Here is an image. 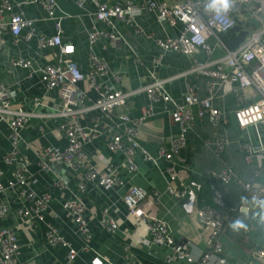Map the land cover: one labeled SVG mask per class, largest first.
Segmentation results:
<instances>
[{
    "label": "crops",
    "instance_id": "crops-1",
    "mask_svg": "<svg viewBox=\"0 0 264 264\" xmlns=\"http://www.w3.org/2000/svg\"><path fill=\"white\" fill-rule=\"evenodd\" d=\"M115 0H110L113 2ZM138 3L140 0H118ZM171 2V0H165ZM13 12H19L23 17L33 20V36L25 40L20 36L15 40L7 27L2 30L3 44L0 47V82L4 90L0 98L10 103L12 108H22L37 115L27 121L19 130L17 155L13 164L4 161V155L12 148L10 129L6 121L0 120V176L5 187L0 191V203L9 208L8 215L0 219L1 226L13 228L18 236L19 247L13 255L14 264H66V249L60 245H51L48 236V224L57 228L59 234L77 250V256L72 264H185L173 254L170 260L167 255L170 250L151 244L146 224L140 222L127 209L122 200L121 187L105 190L95 184H88L82 198L87 204V217L90 236H80L73 224L70 214V201L81 180V173L74 174L66 164H51L48 170L39 166V153L43 147L66 145V138L60 129L61 119L51 116L60 109L58 89L48 90L45 85L43 67L58 64L60 54L58 47H39L37 36L54 34L53 21L48 18L43 6L32 0H8ZM95 4L85 0L82 7L75 0H57V14L61 22L62 42L74 45L73 59L79 69L89 71L90 56L103 60L108 73L104 76L107 84L117 86L122 90H134L151 83L155 78L166 80L165 91L177 102L183 100L187 85L195 86L197 95H207V76L190 72L193 60L201 63L211 62L223 55L216 50L212 55L200 51L194 56H187L174 51L162 52L155 44V39L176 37L182 30L180 22L170 23L157 12L142 11L134 17L135 25L114 22L106 26L95 18ZM238 26L234 32L225 34L222 39L230 49L244 42L251 32L259 28V23L248 14L238 15ZM96 28L102 31H114L118 41L110 37H101L92 46L88 43V33ZM24 32L21 34L23 35ZM117 40V39H116ZM161 55L160 62L154 60ZM30 62L29 67L17 64L20 59ZM209 69L215 70L214 64ZM114 76H118L115 80ZM215 81L213 89V105L221 111L218 122H212L208 116L200 117L198 107L192 106L194 116L192 126L185 131L184 144L174 159L177 182L183 184L188 194L176 197L169 191L177 185L169 180L166 171L167 162L159 156V148L169 149L179 131V123L171 104L161 100L149 101L145 92L132 96L125 108H117L115 114L126 112L136 118L143 107L152 103V115L138 127L136 141L145 150L150 159L144 158L141 150L134 155L135 169L131 171L126 164L122 151L110 152L107 143L116 132L109 129L106 123L100 127V133L84 144L83 150L92 163H98V156L107 157L116 173L125 184H135L143 187L149 195L139 204L138 210L164 220L175 241H188L191 253L198 257L206 246L209 228L203 226L197 212L206 206L215 207L212 200L213 172H220L225 167H231L237 175L222 189L225 206L235 205L243 195L239 181L249 180L256 171L259 175L256 182H264V161L259 162L253 157L250 162L244 160L243 146L252 142L256 144L255 132L252 128H239L233 112L241 103L253 101L256 93L253 88H245L239 95L233 93L224 95ZM81 91L90 100L97 97L88 82L78 84ZM38 98V104L33 101ZM92 114L80 119L83 126L90 125ZM264 135L263 128L260 127ZM216 145L223 146L217 152ZM15 166H23L29 175L26 180L27 189L36 194L48 193L51 198L42 210L40 216H32L28 220L18 216L22 207H31V201L18 197L17 186L10 187L11 172ZM34 180V183L31 181ZM107 208L117 223L113 232L103 228L99 219L101 212ZM255 212V209L253 213ZM251 222L262 224L254 214ZM242 221V219H241ZM244 221L246 227L249 223ZM20 226V227H19ZM237 228V227H236ZM230 227L222 237L225 254L230 264H247L250 251L264 241L245 232L238 233Z\"/></svg>",
    "mask_w": 264,
    "mask_h": 264
},
{
    "label": "built area",
    "instance_id": "built-area-1",
    "mask_svg": "<svg viewBox=\"0 0 264 264\" xmlns=\"http://www.w3.org/2000/svg\"><path fill=\"white\" fill-rule=\"evenodd\" d=\"M39 3L45 9L49 19L53 21L54 34L37 36L39 47H58L60 59L58 64H46L42 72L45 76V85L48 90L58 89L61 107L51 116L61 119L59 124L66 138V145L46 146L39 153V166L48 170L51 164H66L74 173H81V180L77 184L76 192L70 201V214L77 233L85 238L90 236L87 217V204L82 198L88 184H95L105 190L121 187L123 190L122 200L128 211L140 222L146 224L151 244L159 247L166 246L170 253L185 264H230L225 254V246L222 241L225 227L229 220V213L234 212L238 218L249 221L243 231L248 233L255 229L250 216L254 209L259 211L258 220L264 222V182H256L258 171L247 181H239L243 190L240 200L231 206L223 203L222 189L231 180L236 179L234 170L227 166L220 172L211 174L212 200L215 207L206 206L199 209L197 216L199 222L209 228L204 251L195 257L190 250L188 241H175L171 236L169 227L164 220L150 214L139 211V204L149 195L141 186L125 184V181L116 173L111 161L103 156H98V163L94 164L83 150L84 144L100 133V127L105 123L109 129H116L107 143L110 152L122 151L127 167L135 169L134 155L141 150L144 158L150 159L145 150L140 148L136 141L138 127L152 115V103L143 107L141 114L130 117L126 112L115 114L117 108H125L130 98L139 92L146 93L150 102L161 100L165 104H171L174 114L179 123V131L172 141L170 148H159V156L167 162L166 171L171 182L177 183L174 188L169 185V191L176 197H185L187 188L177 182L174 159L179 149L184 144V134L192 126L194 116L192 106L198 107V115L208 116L212 122H218L221 111L213 105V89L215 81L219 80L222 92L239 95L245 88H253L256 97L253 101L241 103L233 112L234 119L239 128H252L255 132L256 144L248 142L243 146L244 160L250 162L256 157L259 165L264 161V0H140L138 3L115 0H91L96 7L95 18L106 26L114 22H121L131 26L135 25L134 17L142 11L157 12L165 17L170 23L180 22L182 30L176 37L156 38L155 44L162 51H174L187 56H194L202 51L212 55L220 50L223 55L211 62L201 63L193 60L190 72L207 76V95L199 97L195 86L187 85V91L181 102L175 101L164 89L166 80L154 79L144 87L134 90H122L115 85L107 84L104 76L108 73L106 64L95 55L90 56L89 71L82 72L73 59L75 48L73 44L62 42L60 33L61 22L57 14V0H32ZM85 0H75L78 7H82ZM248 14L258 23L259 28L250 33L249 37L236 48L230 49L222 39L232 29L238 26V15ZM33 20L27 19L19 12H13L8 0H0V47L3 44L2 30L7 27L11 36L17 40L22 36L25 40L33 36ZM24 32L23 35H21ZM101 37H110L113 42L118 41L114 31H102L93 28L88 33V43L92 44ZM117 39V40H116ZM161 55L154 58L158 64ZM17 64L29 67L30 62L20 59ZM214 64L215 70L209 69ZM118 80V76H114ZM88 82L89 86L96 91L97 97L90 100L86 93L80 90V82ZM4 85L0 82V94ZM33 103L38 104V98ZM92 114L90 125L83 126L81 117ZM37 114L25 111L22 108H12L10 103L0 98V120L6 121L10 129L12 148L4 155V161L13 164L17 155L19 142V130L23 125ZM223 146L216 145L215 150L221 151ZM12 180L8 182L10 187L17 186L18 197L21 200L31 201V207H22L18 210V216L28 220L32 216H40L42 210L48 204L51 196L48 193L36 194L32 189H27V170L23 166H15L11 172ZM34 183V180L31 181ZM5 187L0 176V191ZM9 213L6 204L0 203V219ZM100 225L108 231H115L117 223L109 210L104 208L99 219ZM20 227V226H19ZM48 240L51 245H60L66 249V264H72L77 256V250L71 246L58 232L57 228L48 224ZM19 247L16 231L8 226L0 225V264H14L13 255ZM247 264H264V242L256 244L250 251Z\"/></svg>",
    "mask_w": 264,
    "mask_h": 264
},
{
    "label": "trees",
    "instance_id": "trees-1",
    "mask_svg": "<svg viewBox=\"0 0 264 264\" xmlns=\"http://www.w3.org/2000/svg\"><path fill=\"white\" fill-rule=\"evenodd\" d=\"M236 30V28L232 29L231 31H229L227 34H229L230 32H234ZM224 203V202H223ZM225 205V203H224ZM255 217H258V215L260 214L259 211L257 209H255V212L253 213ZM236 228L235 230H239L238 233H241V232H244L243 229H244V221L240 218H238V216H236V214L234 212H230L229 213V220L226 224V227H225V231H228V229H230V227H233ZM251 233V232H250ZM250 233H246V234H250ZM256 236L260 239V241H264V223L262 224H258L257 223V230L253 233H251L250 236Z\"/></svg>",
    "mask_w": 264,
    "mask_h": 264
}]
</instances>
